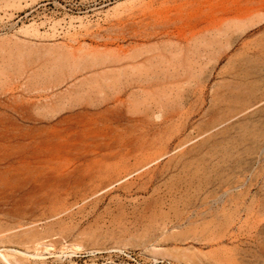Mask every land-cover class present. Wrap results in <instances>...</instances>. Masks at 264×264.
<instances>
[{
  "label": "rangeland",
  "instance_id": "obj_1",
  "mask_svg": "<svg viewBox=\"0 0 264 264\" xmlns=\"http://www.w3.org/2000/svg\"><path fill=\"white\" fill-rule=\"evenodd\" d=\"M242 65L255 87L229 99ZM263 98L264 0H0V246L30 255L12 264H264L263 182L208 230V138L244 164L264 106L236 114Z\"/></svg>",
  "mask_w": 264,
  "mask_h": 264
},
{
  "label": "bare ground",
  "instance_id": "obj_2",
  "mask_svg": "<svg viewBox=\"0 0 264 264\" xmlns=\"http://www.w3.org/2000/svg\"><path fill=\"white\" fill-rule=\"evenodd\" d=\"M211 46L207 45L206 50L200 51L198 55V59L195 60V65H203V62H200L203 57L208 54V48ZM203 53V54H202ZM190 70L192 71V64L190 66ZM254 68L249 67V65L239 66L238 69H234L231 76H234L238 79V81L230 87L229 89V99H239L247 97V95L252 94L254 89V82L250 80V76L254 73ZM231 90V91H230ZM233 91V92H232ZM234 91H237V95H234ZM264 106V98L255 103H251L246 108L242 109L236 115H242L248 110L255 107ZM155 119H160L162 114L160 111L154 113ZM223 125V123L221 124ZM224 128L226 131L229 128H233L232 125H225ZM209 136V135H208ZM215 137V136H214ZM213 136H209L208 140L211 139L209 143V151H208V162H209V184L211 188L210 197H209V225L208 230L210 233H213L219 224L224 223V220L229 218V215L232 211L236 210L241 204H244V200L247 196L250 195L252 189L255 185L260 182L264 183V164L262 166L253 167L254 164L259 163L261 155L264 153V144L260 145L261 140L264 138V133L260 135H256L250 141L252 146L255 148L248 147L246 150H251L252 155L248 160L242 164L241 162H237L235 166L231 167L230 164L233 163V157L240 150L238 141L232 138L223 137L221 139H212ZM244 143V140H240ZM257 145V146H256ZM257 147V151L255 149ZM248 152V151H246ZM256 155V157H255ZM264 159V157H263ZM235 169L234 172L231 169ZM231 173L241 176L242 180H238L236 183L233 182L234 178L231 177ZM251 176L249 179V183L246 187L245 182L248 180V176ZM220 208L219 212L218 209ZM242 219V218H241ZM0 243L3 242L4 239H7L6 236H0ZM218 245L224 243V238H219ZM37 251V250H36ZM13 255H19L23 257H30V255L26 252H21L12 248H4L0 246V263L3 264H12L11 260H15ZM32 255V254H31ZM165 257V256H164ZM33 258V257H32Z\"/></svg>",
  "mask_w": 264,
  "mask_h": 264
}]
</instances>
